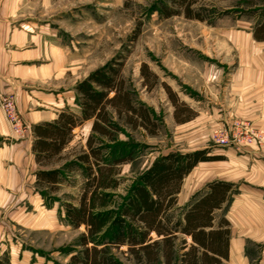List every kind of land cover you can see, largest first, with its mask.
<instances>
[{
	"label": "rangeland",
	"instance_id": "rangeland-1",
	"mask_svg": "<svg viewBox=\"0 0 264 264\" xmlns=\"http://www.w3.org/2000/svg\"><path fill=\"white\" fill-rule=\"evenodd\" d=\"M161 1L25 0L19 12L21 19L35 16L40 24L53 20L52 24L59 31L60 41L65 47L64 54L61 55L64 63L60 66L59 75L49 78V82L57 79L60 85L65 83V87L73 81L78 82V85L95 70L110 65L119 67L122 63V75L126 79V86L134 92L135 99L155 109L162 118V127L154 136L142 128L131 129L123 120L120 121V125L135 142H142L147 146L135 156V161L120 167L122 181L115 192L117 195H126L132 180L150 166L157 155L168 151L171 146L187 145L198 137L211 133V146L218 147L213 136L226 130L232 133L239 124L256 133L255 144L264 141L263 132L250 120L236 117L221 120L222 113L216 98L220 94L217 83L220 79V83L224 85L228 73L220 77L213 73L210 77L215 78V81L210 90L205 91L202 81L203 71L264 67V41L254 37L255 27L262 20L264 11L254 10L246 5L237 7V0H208L204 2V6L212 12H208L210 17L207 21L188 19L183 14L164 18L158 12ZM38 60L41 63L47 61L42 56ZM143 63H147L150 70L158 75L153 87H150L152 78L147 81L140 72ZM167 85L177 94L179 103L185 102L191 108L186 101L191 98V104L196 109L200 107L198 109L201 112H209V117L199 118L193 129L189 127L190 124L183 128L178 127L174 114L175 105L169 97ZM187 88L189 90L185 91ZM4 95H13L17 104L15 93L3 94L0 99ZM209 98L214 99L213 103L204 106L205 99ZM17 105L24 118L19 104ZM214 110L218 117L211 116ZM192 111L194 114L189 120L198 114L194 109ZM181 114L187 115L183 110ZM24 121L30 131L25 118ZM87 129L85 126L77 130L75 139L62 157L86 148ZM14 135L19 140H25L29 136L21 138L16 133ZM120 138L127 139L125 135ZM68 174L56 186V190H49V196L43 193L41 213L40 208L36 213L32 207L28 208L25 220L9 230L14 235L9 238L7 234L5 240L0 236V246L3 241L7 244V250L0 255V264H12L9 261L10 244L25 250V254L30 256L28 264H66L72 251L81 248L78 240L86 230L84 227L75 228L69 224L65 217V205L71 202L76 205L80 203L85 179L77 170ZM30 210L31 213H28ZM179 237L175 241L176 258L173 264H183L182 254L191 243L187 236ZM126 251L127 248L123 247L120 250L115 249L114 252L124 264H138ZM158 264H166L165 258L162 257Z\"/></svg>",
	"mask_w": 264,
	"mask_h": 264
},
{
	"label": "trees",
	"instance_id": "trees-1",
	"mask_svg": "<svg viewBox=\"0 0 264 264\" xmlns=\"http://www.w3.org/2000/svg\"><path fill=\"white\" fill-rule=\"evenodd\" d=\"M206 1L162 0L158 12L164 18L183 14L188 19L207 21L208 12L212 11L204 6ZM237 1V7L246 5L264 11V0ZM254 37L264 41V13L255 27ZM122 66L120 63L119 67L99 68L75 87L81 108L79 116L69 110L62 111L53 122H40L32 127L35 159L40 165L51 166L36 172L38 186L47 189L43 193L56 190L73 170L85 179L80 203L65 205L69 224L86 230L78 240L81 248L72 251L66 264H124L114 252L123 247L138 264H158L162 257L166 264H173L175 241L180 235L191 238L182 254L183 264H224L223 260L229 257L230 228L225 219L219 228L213 227L214 210L226 202L232 184L213 182L209 191L188 209L180 210L177 199L185 177L199 162L222 156L210 155L208 148L169 150L157 155L132 180L126 195L115 193L122 181L120 167L135 161V156L147 146L135 142L120 121L134 130L145 129L151 136L158 134L163 124L155 109L135 99L134 92L126 86ZM140 72L147 81L152 78L150 87H153L157 73L147 63L142 64ZM166 89L175 105L176 122L188 121L194 114L192 109L185 102L179 103L169 85ZM182 110L186 116H182ZM86 120L93 121L86 148L62 157L73 139L74 129ZM121 135L127 139H121ZM59 162L62 165L56 166Z\"/></svg>",
	"mask_w": 264,
	"mask_h": 264
},
{
	"label": "crops",
	"instance_id": "crops-1",
	"mask_svg": "<svg viewBox=\"0 0 264 264\" xmlns=\"http://www.w3.org/2000/svg\"><path fill=\"white\" fill-rule=\"evenodd\" d=\"M23 1L0 0V97L16 94L17 104L31 132L25 140L16 138L0 108V236L4 240L7 234L10 238L14 233H10V229L25 220L28 208L32 207L35 213L40 208L42 212L41 197L43 190L47 189L38 186L36 172L51 166L40 165L35 159L32 127L40 122H53L60 112L68 109L77 116L81 114L76 101L78 92L75 87L78 82L73 81L67 87L65 83L60 85L57 79L49 82V78L59 75L60 66L64 63L61 55L65 47L60 41L59 31L52 24L53 20L40 24L35 16L21 19L19 12ZM41 56L47 61L39 62ZM213 73L219 77L228 73L224 85L220 79L217 83L220 94L216 98L222 113L221 120L233 117L250 120L264 134V67L203 71L205 91L214 84L215 78L210 77ZM187 99L198 114L194 119L176 125L183 128L190 124L193 129L195 121L203 116L208 118L209 112H201L200 107L196 109L191 104V98ZM213 101V98L205 99L204 106ZM211 116L218 117L215 110ZM92 123V120H86L75 128L70 143L75 139L77 130L85 126L89 136ZM211 143V133H207L187 145L170 147L169 150L182 152L208 148L210 155L222 156L221 159L199 162L185 177L177 196L178 207L180 210L190 208L209 191L213 182L231 183L233 187L228 192V199L221 208L214 210L213 227L219 228L221 220L225 219L230 228L229 257L223 260L224 264H264V141L244 147L241 151L233 147L212 148ZM59 164L56 163V166L62 165ZM187 237L191 242V238ZM5 242L0 246V255L7 250ZM9 246V261L12 264L21 261L30 263V256L22 247Z\"/></svg>",
	"mask_w": 264,
	"mask_h": 264
},
{
	"label": "built area",
	"instance_id": "built-area-1",
	"mask_svg": "<svg viewBox=\"0 0 264 264\" xmlns=\"http://www.w3.org/2000/svg\"><path fill=\"white\" fill-rule=\"evenodd\" d=\"M0 106L11 125L12 131L21 138L29 135V128L21 116L15 97L13 95H4L0 99ZM249 130L246 126L239 124L232 133H229V130L216 133L213 136V141L219 146H233L237 151H241L246 145L255 144L257 141L256 133Z\"/></svg>",
	"mask_w": 264,
	"mask_h": 264
}]
</instances>
